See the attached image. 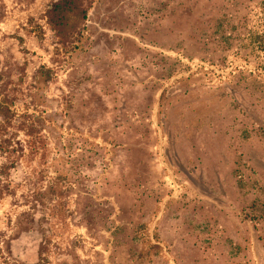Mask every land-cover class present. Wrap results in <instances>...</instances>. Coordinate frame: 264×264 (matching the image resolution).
I'll return each mask as SVG.
<instances>
[{"label":"rangeland","instance_id":"1","mask_svg":"<svg viewBox=\"0 0 264 264\" xmlns=\"http://www.w3.org/2000/svg\"><path fill=\"white\" fill-rule=\"evenodd\" d=\"M0 0V264H264V0Z\"/></svg>","mask_w":264,"mask_h":264},{"label":"trees","instance_id":"2","mask_svg":"<svg viewBox=\"0 0 264 264\" xmlns=\"http://www.w3.org/2000/svg\"><path fill=\"white\" fill-rule=\"evenodd\" d=\"M91 0H54L46 8L50 27L62 40L79 33L80 24L87 17Z\"/></svg>","mask_w":264,"mask_h":264}]
</instances>
